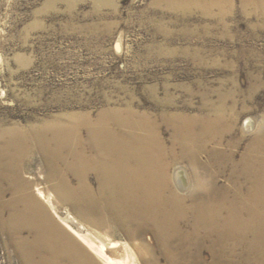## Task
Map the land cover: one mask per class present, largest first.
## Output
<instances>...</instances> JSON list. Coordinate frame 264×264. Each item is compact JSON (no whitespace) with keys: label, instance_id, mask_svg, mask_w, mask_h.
<instances>
[{"label":"bare ground","instance_id":"6f19581e","mask_svg":"<svg viewBox=\"0 0 264 264\" xmlns=\"http://www.w3.org/2000/svg\"><path fill=\"white\" fill-rule=\"evenodd\" d=\"M154 1L171 10L231 5ZM244 1L260 7L263 0ZM154 115L128 105L0 130V225L19 264H133L132 240L146 233L154 243L143 264H264V120L247 119L243 133L227 139L238 127L234 104ZM162 125L171 129L168 143ZM36 157L46 189L24 176ZM177 161L190 172L177 166L170 174ZM55 199L83 220L67 214L69 233L50 212Z\"/></svg>","mask_w":264,"mask_h":264},{"label":"rangeland","instance_id":"374dc122","mask_svg":"<svg viewBox=\"0 0 264 264\" xmlns=\"http://www.w3.org/2000/svg\"><path fill=\"white\" fill-rule=\"evenodd\" d=\"M92 1L0 0V130L128 105L154 116L161 108L201 114L221 102L234 104L238 116L227 139L241 135L247 119L262 124L264 0L260 7L231 0L209 11L194 5L173 11L154 0ZM160 132L168 143L171 129L162 125ZM177 166L191 170L177 161L170 174ZM42 171L36 157L24 176L46 189ZM54 206L50 212L64 230L67 214L81 219L69 203L55 199ZM1 229L0 264H19ZM106 235L127 241L118 233ZM132 243L133 264L148 261L151 233Z\"/></svg>","mask_w":264,"mask_h":264}]
</instances>
